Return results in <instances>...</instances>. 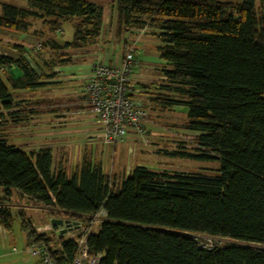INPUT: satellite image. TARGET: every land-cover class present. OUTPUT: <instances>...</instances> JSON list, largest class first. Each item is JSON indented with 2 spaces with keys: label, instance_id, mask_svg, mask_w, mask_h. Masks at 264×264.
<instances>
[{
  "label": "trees",
  "instance_id": "16d2710c",
  "mask_svg": "<svg viewBox=\"0 0 264 264\" xmlns=\"http://www.w3.org/2000/svg\"><path fill=\"white\" fill-rule=\"evenodd\" d=\"M26 1L27 7L3 4L0 26L28 32L41 20L53 32L72 18L73 39L64 44L49 39L53 48L97 43L101 5ZM259 1L114 2L125 29L159 30L154 33L162 42L159 56L169 67L158 88L179 97L153 101L164 108L188 107L186 125L197 133L199 148L182 155L218 161V175L135 166L118 180L84 156L69 176L64 165L53 166L52 148L26 150L0 135V225L11 229L13 214L2 204L20 190L49 208L50 217L80 221L104 210L99 230L87 239L90 253L100 254L99 264H264V0ZM15 47L17 58L0 53V124L17 106L12 90L45 85L38 80L46 74L23 57L22 46ZM19 216L31 244L49 246L57 264L73 263L75 237L38 232ZM191 233L235 242L206 247Z\"/></svg>",
  "mask_w": 264,
  "mask_h": 264
},
{
  "label": "crops",
  "instance_id": "0c3cea01",
  "mask_svg": "<svg viewBox=\"0 0 264 264\" xmlns=\"http://www.w3.org/2000/svg\"><path fill=\"white\" fill-rule=\"evenodd\" d=\"M19 1L21 3L18 5L11 3L9 0H0V11L3 4H15L27 7L26 0ZM91 1L101 5L104 10L98 42L95 45L90 44L65 48L67 55L58 57V59H54L55 55H53L51 60H44V56L37 53L36 46L41 34L40 29L36 28L35 24L41 20H34L28 32L0 26V53L17 58L19 48L15 46H22L24 48L22 52L23 57L38 74H46V76H43V79L38 80V82H44V86L34 89L12 90L17 106L12 110L10 115L5 113L4 120L8 124L9 130L4 134V137L10 144L26 150L40 147L52 148L54 154L53 166L64 165L69 176L80 165L82 158L87 156L95 163L100 164L106 173L116 175L117 178L121 176L122 179L128 176L135 166L147 167L145 162L134 161V166L131 168L130 163L134 156L129 153L133 150L137 136L131 133L126 141L114 145L103 142L101 127L85 100V86L96 63L111 62L115 58L117 61L119 60L114 55L116 53L112 55L110 53L113 46L118 49L119 45L115 41L114 32L118 30L120 33H123L124 43L128 42L131 44L132 39L136 38V35L131 36V32L138 34L135 30L137 31L139 27H130L128 29L123 27L118 12L113 8L116 0ZM67 30L71 31L69 36H65ZM145 30H149L147 33L153 34L154 40L152 41L156 46L158 55L156 60L163 64V69L169 67L159 56L158 46L162 42L154 35L159 30L150 26L146 27ZM43 31L46 33V36L49 35L59 44H64L73 39V19L69 18L65 20L61 28L56 31L52 32L49 29ZM51 50L56 53L53 45H51ZM134 57L138 61L140 58H143V56L138 54L137 50ZM20 74L17 70L16 76ZM157 83L158 81L142 83L134 72L132 95L137 100L143 101L146 98L147 88L158 87ZM39 88L60 89V94H52L50 98L46 96L39 99L43 101L44 99H64L62 108L60 109L59 106H56V108L53 106L46 110L41 108V105L38 104V99L34 100L27 94L28 91L32 92ZM150 97L155 98L156 96ZM52 105L55 104L52 103ZM23 110H25V113L22 112ZM44 111L48 115L47 119L42 121L43 123H37V116ZM27 125H32V133L25 136L24 130ZM120 163L125 164L121 166ZM2 205L10 208L14 220L11 229L0 225V264H41L40 256L33 252V244L29 242L27 234L22 228L19 214H24L37 231H43L45 226L52 224L51 218L53 217L48 215L49 208L20 190H13V194ZM52 226L53 228L47 231L48 233L55 237L63 235L67 239L73 238L75 234L78 235L79 231L82 230L81 227H74L66 233H62L63 226L55 227L54 224ZM99 228L100 224L92 232H97Z\"/></svg>",
  "mask_w": 264,
  "mask_h": 264
},
{
  "label": "rangeland",
  "instance_id": "374dc122",
  "mask_svg": "<svg viewBox=\"0 0 264 264\" xmlns=\"http://www.w3.org/2000/svg\"><path fill=\"white\" fill-rule=\"evenodd\" d=\"M11 3L20 4L19 0H9ZM260 1L257 0V5H259ZM114 8V4H113ZM115 9V8H114ZM116 10V9H115ZM36 28L40 29V40H38L36 50L38 54L43 55L44 60H51V57L55 55L54 59H58V57H64L67 54L65 53V49H61L60 51H56L54 53L51 50V40L52 38L44 33L43 30H47L48 27L44 25L42 21L36 22ZM146 28H139L137 31L138 34H133L131 32V36L136 35L133 41L124 43L123 33H120L118 30L114 32L115 41L118 42V49L112 47L110 50L111 55L114 54L118 61L122 59L124 54L130 48H134L137 50L138 54L143 56L139 61L136 62L134 67V72L137 77L140 79L142 83H150L153 81H158L157 85H160L162 81H164V73H163V64L156 60L157 49L152 40H154L153 34L147 33L149 30H145ZM62 31V30H61ZM38 32V31H36ZM71 31L68 30L65 32V36H69ZM47 41H49L47 43ZM45 42V46L42 47V44ZM98 42V41H97ZM96 44V43H95ZM92 44V45H95ZM116 49V50H115ZM116 51V52H115ZM61 52V53H60ZM136 53V52H135ZM60 55V56H59ZM53 58V57H52ZM113 61H117L116 58ZM111 61V62H113ZM60 89H43L39 88L35 91L29 92V94L34 100L38 101V104L41 105V108L47 109L52 108L53 106H59L62 108V102L64 99H42L51 97L52 94H60ZM150 96H162V97H179L176 93L168 90H164L163 88L158 87H148L146 92V98L143 101H140L145 109V116L143 118L144 124V133H134L130 132V134L123 140L126 141L131 133L136 134L137 139H135V144L133 146L132 152L129 154H133V158L131 160V168L134 166L135 162L146 163L147 167L153 170L168 172L171 174L175 173H196L203 174L207 176H216L219 173V162L216 160L205 161L198 160L195 158H191L188 156H183L185 153H198L199 145L196 141L197 133L191 131L187 128V112L188 107L186 105H175L171 108H164L159 106V104H155L152 100L153 97ZM149 99V100H148ZM86 100V97H85ZM54 103L55 105H52ZM87 103V101H86ZM88 104V103H87ZM37 116V123H43L48 117L46 112L44 111L42 114ZM32 125H27L24 133L25 136L32 133L31 131ZM8 124H6L3 119L0 124V135H3L8 132ZM116 144V143H115ZM118 144V143H117ZM124 144V143H123ZM114 145V144H113ZM126 160V159H125ZM122 164L125 163H120ZM121 179L119 176L118 180ZM59 216V215H58ZM38 217V216H37ZM43 217V215H42ZM61 217V216H60ZM56 217V218H60ZM64 218V217H62ZM104 215L98 213L97 218L90 217H82L80 222L83 227H89L90 230H95L98 225L101 223ZM53 225V224H52ZM81 232V231H79ZM191 235L197 239L199 242L206 246H215V245H223L227 243H232V241L227 238L221 237H211L203 233H191ZM77 236V234H75ZM73 236V237H75ZM255 247H263L258 244H251Z\"/></svg>",
  "mask_w": 264,
  "mask_h": 264
},
{
  "label": "built area",
  "instance_id": "2783aa9c",
  "mask_svg": "<svg viewBox=\"0 0 264 264\" xmlns=\"http://www.w3.org/2000/svg\"><path fill=\"white\" fill-rule=\"evenodd\" d=\"M135 52L134 48H130L120 61L96 63L85 86L86 101L101 127L102 140L106 144L120 143L130 132L144 133L146 112L143 104L132 95ZM101 214L106 215L104 210ZM97 217L98 214L92 216L93 219ZM79 227L82 230L75 236L78 252L72 264H99L100 254L90 253L87 243L92 230L83 227L80 221ZM52 228V224H48L38 232H47ZM32 246L33 252L40 256L41 264H57L49 246L44 243Z\"/></svg>",
  "mask_w": 264,
  "mask_h": 264
},
{
  "label": "water",
  "instance_id": "95a60500",
  "mask_svg": "<svg viewBox=\"0 0 264 264\" xmlns=\"http://www.w3.org/2000/svg\"><path fill=\"white\" fill-rule=\"evenodd\" d=\"M51 222L54 225L63 226V228L61 230L62 233H66L67 231H69L70 229H72L74 227H79V221L78 220H72L70 218L53 217V218H51Z\"/></svg>",
  "mask_w": 264,
  "mask_h": 264
}]
</instances>
